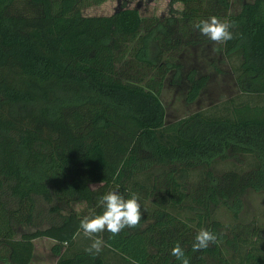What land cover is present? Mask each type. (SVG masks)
<instances>
[{"label":"trees","instance_id":"trees-1","mask_svg":"<svg viewBox=\"0 0 264 264\" xmlns=\"http://www.w3.org/2000/svg\"><path fill=\"white\" fill-rule=\"evenodd\" d=\"M108 1L0 0V260L30 264L34 239L45 236L56 240L57 264H106L101 251L69 250L80 221L102 213L98 198L118 189L125 198L138 194L140 225L95 238L123 260L181 264L171 255L179 243L190 264H264V235L239 256L235 244L246 238L212 217L218 204L241 205L248 189L264 188V104L233 96L214 115L199 110L167 122L161 98L168 71L181 66L173 53L211 42L193 27L211 16L233 25L223 45L240 57V92L263 95L264 0H244L236 13L232 0H169L168 11L154 15L140 0H117L110 13L85 12ZM187 78L194 102L210 76L191 69ZM228 151L258 162L215 173ZM200 165L208 169L191 189L189 170ZM156 167L166 170L140 178ZM37 195L57 201L62 219L17 238V224L34 221ZM184 206L193 214L176 211ZM202 228L217 242L194 252Z\"/></svg>","mask_w":264,"mask_h":264},{"label":"rangeland","instance_id":"rangeland-1","mask_svg":"<svg viewBox=\"0 0 264 264\" xmlns=\"http://www.w3.org/2000/svg\"><path fill=\"white\" fill-rule=\"evenodd\" d=\"M232 13L240 11L244 0H232ZM139 1H131L130 5H136ZM143 11L154 15L160 12H166L169 8V0H140ZM118 5L117 0H110L102 7L91 6L87 7L85 12L91 13H110ZM152 53H156V49H152ZM176 62L181 66L179 68L172 67L168 71L164 89L161 98L166 107V121L171 122L176 119L188 116L193 112L204 110L214 115L225 106V100L236 96L237 100H250L254 103L264 104L263 95H249L241 93L236 83L235 77L240 64V57L234 55L228 57L224 51L223 43L206 42L197 46L187 44L173 53ZM191 69H195L199 74H209V82L203 89L201 95L194 102H189L186 99L188 91L187 74ZM148 76L153 75L152 71L148 72ZM175 80V81H174ZM174 81V82H173ZM258 162L253 154L235 153L228 151V155L215 162L211 169L217 173L235 169L246 171L251 169ZM208 167L197 166L189 170L187 177V185L191 189L196 186L198 181L205 175ZM164 167L154 168L150 174L141 175L143 180H150L154 173L164 172ZM9 193V192H8ZM11 207H15V199L12 196H6ZM241 205L223 203L213 207L214 218L220 219L226 226V232L236 229L240 237L246 238L243 244H235L239 248V256L247 251L250 244L255 240L260 239L264 235V188L263 189H248L242 196ZM53 203L54 205L56 204ZM36 207L34 212V221L31 224H17L16 237L21 238L26 232L34 231L38 228H46L52 222L62 219L60 211L53 210V204L46 201L42 196H36ZM74 207L81 210L84 203H76ZM233 210H238L237 212ZM183 215L193 214L192 210L187 206L176 210ZM63 212V211H62ZM237 213V216H234ZM262 235V236H259ZM258 238V239H257ZM262 239V238H261ZM56 240L50 237L41 236L34 239V255L30 264H57V255L53 252L52 247ZM92 240L84 237L83 232L77 236L76 245H72L69 252L79 248H88ZM235 250L231 248L230 251ZM101 253L104 254L106 264H134L123 260L121 255L115 251H111L102 247ZM0 264H3L0 260Z\"/></svg>","mask_w":264,"mask_h":264},{"label":"clouds","instance_id":"clouds-1","mask_svg":"<svg viewBox=\"0 0 264 264\" xmlns=\"http://www.w3.org/2000/svg\"><path fill=\"white\" fill-rule=\"evenodd\" d=\"M193 27L216 43H225L234 38L230 30L233 25L217 16L203 19ZM98 206L102 208V213L85 216L79 225L84 237L92 240L91 245L85 251L93 256L99 254L104 246L101 239L95 238L97 234L108 231L116 236L126 227H138L142 220L141 205L137 193H132L130 198H125L118 189L111 190L98 198ZM216 242L217 235L202 228L195 236L192 250L194 252L204 250ZM171 255L181 261V264H190L189 258L179 243L172 248Z\"/></svg>","mask_w":264,"mask_h":264}]
</instances>
